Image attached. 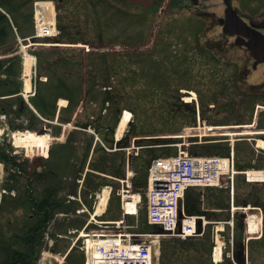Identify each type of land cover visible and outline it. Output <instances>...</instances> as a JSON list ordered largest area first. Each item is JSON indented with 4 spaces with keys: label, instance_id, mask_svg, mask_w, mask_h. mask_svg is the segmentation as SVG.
<instances>
[{
    "label": "rangeland",
    "instance_id": "374dc122",
    "mask_svg": "<svg viewBox=\"0 0 264 264\" xmlns=\"http://www.w3.org/2000/svg\"><path fill=\"white\" fill-rule=\"evenodd\" d=\"M15 1L20 3V9L15 11L16 16L13 14L16 21L13 22L18 24V28L19 25L23 24L26 33L30 34L33 32V21L27 19L26 16L33 9V0H29V2L27 0ZM200 1L199 6L190 4L189 7L183 8L178 5L166 6V0H160L154 7L147 10L142 6L123 3L120 0H96L97 6L92 9L87 8L89 11L86 13L84 10L83 13L84 25L88 28L86 35L89 39L71 40L70 38H63L59 43L61 46H30L28 40L22 39L23 37L19 39L14 33L12 29L14 23L8 24L6 22V25L1 24L5 27V33L0 36V66L3 60H7V62L4 61L2 67L10 69L9 76L11 77L8 79H11L14 87L18 86L20 88L23 95L25 51L35 55L37 58L36 70L33 72L32 80L36 76L39 78L36 84L38 91L43 88L50 101H53L58 93L60 95L61 93L67 94L68 89L66 87L79 86V89H81L80 97L85 98L83 100L85 103L81 102L77 109L81 121H93L90 118L91 115L98 117L104 107V104L100 101L107 92L104 86L115 87V89L122 92V97L111 113L108 111L110 115L114 116L108 121V124L115 125L116 129L123 110L131 111L132 118L126 125L124 133L127 140L135 134H148L154 128L157 129V134H188L191 130L190 127L196 126L189 121V111H185V114L179 116L176 120L174 119L175 121L170 119L168 123H165L167 112L164 111H166L169 102L177 103L179 99L183 100L186 97L193 99L195 97L190 101V104H195L196 107L199 105L200 110L203 108L206 110V124L225 127L210 130L209 133L212 134L210 137H228L232 143H237L236 160L239 163L246 165V169L264 170V148L257 146L259 139L264 140V96L261 100L252 97V89L249 87L250 84L264 83V63L254 67V60L247 55L245 48H242L241 51H235L225 43V37L216 19L224 16L226 7L224 0ZM232 4L238 8L241 15L246 19L261 17L264 14V0H233ZM4 7L12 13L8 7ZM50 42L58 43L56 39ZM199 42L201 44L205 43L208 47L216 46L217 51H219L217 59L212 60L205 56L206 51L201 50V45L198 47ZM79 44L83 46H79ZM9 50L13 52L8 53ZM9 57L12 58V61L8 60ZM238 64H241V72H239ZM45 75L49 77V82H43L45 80L40 79L42 77L44 79ZM7 77L8 73L2 72L0 68V79H7ZM81 82H84V88ZM237 82L238 86H236ZM88 85L94 86V91L89 94V97L86 93ZM260 91H263L264 94L263 89H260ZM247 93L251 95L248 96ZM91 95L95 97H93L94 100ZM36 96L34 98L33 96L28 97V101L24 95H19L18 98L20 97V101L24 97L25 104L29 105L31 103L33 105ZM17 101L18 99L12 100L15 103ZM56 101L58 102V99ZM5 103H7L5 100L0 99V107ZM117 109H120L119 114L114 113ZM8 111L6 117L0 111V133L4 130L3 134L0 135L1 146L6 147L8 145L11 146L12 150L18 151L20 161L23 163L22 167H27V170L33 171L38 167L43 172H47L50 168L56 174L55 179L52 177L53 174L50 178L46 174L41 181L33 179L29 183V178L26 179L28 175L21 169L23 174H20L21 180L18 183L21 195L27 192L25 189L29 186L32 191L31 194L40 201L45 197L46 190L53 187L59 191V197L62 200L66 199L80 185L76 177H82L86 167L91 169V166L96 168L95 166L98 165L101 167L99 169L103 171L100 172L104 173L103 176L87 171L89 174L82 187V194L88 201L86 205L88 211L92 212L93 199L91 194H94V189L98 191L102 188V185L100 186L102 180L105 183L112 184L116 192L115 185L119 182L108 176L113 175L114 167H112V162L107 159V157H113L115 152H112L113 155L107 156L103 150L96 146V150L94 148L90 150L88 160L85 158L86 145L94 137L91 132L75 129L68 140L66 137L67 141L65 143H60L58 139L62 137L64 125H59L58 120L56 123L52 122L53 124L47 127V132L54 138L51 141L52 145H50V149H53L51 157L46 158L41 154V148L34 147L30 150L25 147L14 146L15 140L12 136L16 131L36 132L42 128L43 122L35 120L32 123L33 112L27 106L24 107L22 114ZM168 117H171L170 114H168ZM196 124H198V118ZM99 125L104 127L102 123H99ZM233 126L244 127L233 128ZM58 127L61 128L58 129ZM168 127L174 128L173 131L162 132L165 130L164 128ZM73 129L74 127L65 126L66 133ZM92 129L94 130V128ZM244 131L247 133H243ZM198 133L206 132L201 131ZM100 134L102 137L106 136L103 129L100 130ZM62 140H65V137ZM75 142H79L76 149H74ZM180 142L182 140L176 141L173 145ZM57 143H60L59 147H56ZM66 143L70 146L65 147ZM97 145L100 147L101 143L98 142ZM70 147H72V151L71 149L67 150ZM174 148L171 147L169 150L174 151ZM74 150H77L76 154ZM60 158L64 160H60ZM92 158L95 161L93 160L91 165L88 166ZM98 160H102L100 164L97 163ZM6 172V167L3 165V174L0 172V176L4 175L3 178H0V192L2 193L6 184L5 179H7ZM250 183L247 184L243 174H238L235 180L234 193H231L235 198L234 205L236 207L239 201L246 197L254 200L258 194L264 204V181ZM115 192L113 190V193ZM228 194H230V189L227 188H209L206 191V195L210 199L213 195L227 199ZM6 195L11 196L12 194L8 192ZM71 201V205L77 204L76 200ZM204 202L205 209L215 212V216L222 215L219 212H228L226 208H222L223 205L217 206L210 201L206 202V200ZM7 204H4V210L0 211V234L3 237H10L9 241H13L3 240L1 244L12 243V246L21 251L24 247L23 244L17 241V236L20 237L24 233V221H27L28 224H33L34 221L27 220L29 213L27 211L21 214L16 210H7L5 207L10 205ZM120 205V198L115 195L102 219L112 220L116 218V215L121 213ZM262 208L264 213V207ZM88 211L81 214L77 213L78 216L74 213L65 218L61 216L62 218L55 222L53 229L59 230L67 236L58 245L60 251L79 234L78 231L71 232L70 230H73L76 221L80 223L90 218ZM145 213V201L141 200L138 214L129 217V223H137L138 227H141L144 223ZM241 213L242 210L235 209L234 224H236L238 217L240 218ZM20 215H23L24 221L21 220ZM100 218H98L99 223L93 222L91 228L104 231L115 229L113 224H101ZM220 218H225V215ZM100 224L101 226H99ZM208 225V231L211 234L216 224ZM228 234L229 226L226 224L221 232L225 241V253L230 250V243L226 241ZM12 236H16V239H13ZM81 241L82 239H79L76 242L79 245L74 254L76 259L81 254ZM172 245L170 243L165 244V250L169 255L166 257V263L164 264H169L173 259L182 264H199L196 257L198 253L192 251V257L187 260V257L175 254L171 248ZM261 248V246H257V250H255L256 258L258 262L264 263ZM156 250V256L159 258L160 247L158 245ZM53 259L51 258L50 262L44 264L54 263ZM212 263L207 261L206 264ZM40 264L43 263L40 262ZM62 264L70 263L64 260Z\"/></svg>",
    "mask_w": 264,
    "mask_h": 264
},
{
    "label": "trees",
    "instance_id": "16d2710c",
    "mask_svg": "<svg viewBox=\"0 0 264 264\" xmlns=\"http://www.w3.org/2000/svg\"><path fill=\"white\" fill-rule=\"evenodd\" d=\"M27 2H29V0H27ZM0 5L2 7L6 6L8 7L11 11H15L17 9H20V3H16L15 0H0ZM32 17V13L28 14V16H26L27 19H31ZM8 20V16L3 13L0 10V25L2 21H6ZM5 30V28L2 26L0 27V33L3 34V31ZM210 52L211 56H213V59H216L217 57V53L216 51H208ZM10 61H12V58L8 59ZM7 62V60H3L2 65L0 66L1 71L2 72H6L8 73V77L7 79H0V97L1 96H6V95H13V94H17L20 92V88L18 86H13V84L11 83V79L9 80L8 78L11 77L10 75V69L5 67H2L4 65L5 62ZM63 82V81H61ZM68 89V93H61L65 96H67L69 98L70 104L67 107V109L62 110L59 119L63 122H67L68 120L71 119L74 110L76 108V106L78 105V103L81 100L80 94H81V89H79V87H66ZM82 88V87H81ZM94 91V86H90L88 87V92L89 93H93ZM46 91H44V89L42 88L41 91H38L36 98L34 99V105L37 108V110L42 114L45 115L46 117H54L55 116V111H56V104H55V100L50 101L48 99V96L45 93ZM60 94V93H58ZM56 95L55 99L57 98ZM92 98L94 97L93 95H91ZM122 97V92L118 91L117 89H115V87L112 88V90L107 91L105 93V96L101 99V103L104 104L105 102L109 101L111 104V109H114V106H116V103L118 102V100ZM13 98V97H11ZM95 98V97H94ZM93 98V100H94ZM6 102L5 105L0 107L1 111H14L16 114H22L24 108H22V104L21 101H19V98L17 97L16 99H18L17 101V108H14L13 106L15 105V102H12L11 99L6 98ZM185 111L188 112L189 111V121L191 123H195L197 120V114H196V106L195 104H189V103H185L183 101H181L179 99V101L176 102H169L167 105V109L164 112H167V116H165L166 118V122L168 123L170 119H177L179 116L185 114ZM120 109H117L116 112L114 111V113L119 114ZM111 113V112H110ZM168 114H170L171 117H168ZM66 115V116H65ZM109 116V115H108ZM107 115L105 116V118L108 117ZM206 116V110L203 108L201 110V117L205 118ZM35 120H40V118L33 112L32 113V123L35 122ZM174 120V121H175ZM165 130H163L162 132L165 131H173L174 128L168 127V128H164ZM154 132H157V129L154 128L153 130ZM153 131H150L149 133H152ZM227 137H222V140H218V141H210L211 139H221V138H211L208 141L205 142H196V143H192L189 147V151L191 154L193 155H228L230 153L231 150V144L228 140H223L226 139ZM174 139L172 138H156V139H142V141H139L141 143L144 144H148V145H152V146H147L141 149L140 154L137 157H133L132 158V167L136 172V175L134 177V189L135 190H140V191H144L146 185H147V175H148V169L150 166V163L152 161L153 158L159 157V156H165V155H169V154H175L177 152V147L175 146H164V145H160V144H164V143H169L172 142ZM127 140H123L122 144H126ZM91 143L88 145V148H90ZM171 147H175L174 151H170L169 149H171ZM7 146L6 147H2L0 145V160L5 162L7 165L9 164H16V158L12 157L8 154L7 152ZM236 151H237V147H236ZM119 156L116 157L115 164L114 166L117 167V174L118 176H121L124 174V170L122 172H120L121 170L118 169V167H120L121 164L125 165V156L123 157V162H121L120 164V160H119ZM118 161V162H117ZM21 166V164H19ZM237 166L239 168H244L245 165L241 164L238 162ZM36 174V173H35ZM11 176L13 177L14 175L11 174ZM14 178V177H13ZM104 181H102L101 183H103ZM9 188H13L15 185L14 184H9L7 185ZM53 193V190L49 193L51 194ZM48 196V195H47ZM30 197V201L33 203V206H35L38 211L41 212V215H43V219L41 220V225L37 228L40 229L41 227H43V225L46 224V222H48L55 214L56 210L63 205L64 201L57 199H54L53 197H45L43 199H41L40 201L34 202V199L32 198L33 196L29 195ZM255 202L257 204H263V202L261 201V197L258 194L256 199L252 200L250 197L245 198L242 202L243 203H248V202ZM32 207V205H31ZM62 208V207H61ZM67 208V207H66ZM185 208L186 211L188 213H204L205 211L202 210V191L200 189H192L190 191H188L186 198H185ZM207 216L211 217V215L209 213H206ZM38 224V223H37ZM146 229L148 230H158V228L156 226H150V225H146ZM32 231V230H30ZM40 236H38V234H33L31 235L30 232L27 236V243L30 245V247L28 246L29 250H31L33 253H35V255L38 252V246H39V240ZM243 239V234L241 232V223L238 220L237 223V232L235 235V250L236 252L239 250L240 245H241V241ZM264 240V237H263ZM178 252H180L181 254L183 253V250H181L180 248L177 250ZM12 255H11V259H15L16 253L14 252V250L11 251ZM166 257H167V253L165 252V247L162 245V264L166 263ZM68 260L71 263H74V259H73V253H70L68 255ZM188 260V259H187ZM202 261V259H200ZM207 260H203L201 264H206ZM3 264H8L7 261H4ZM171 264V262L169 263ZM222 264H234V262L232 260H230L229 258L225 259V262Z\"/></svg>",
    "mask_w": 264,
    "mask_h": 264
},
{
    "label": "built area",
    "instance_id": "2783aa9c",
    "mask_svg": "<svg viewBox=\"0 0 264 264\" xmlns=\"http://www.w3.org/2000/svg\"><path fill=\"white\" fill-rule=\"evenodd\" d=\"M53 32V25L38 17V34ZM233 167L232 159L192 158L181 155L173 159L158 160L153 170L149 190V221L162 224L175 235L195 233L192 221H187L182 233L176 232L177 205L182 192L189 185L217 183L220 176ZM96 240L93 234L86 240L87 264H152L149 241L138 245L124 244L122 235Z\"/></svg>",
    "mask_w": 264,
    "mask_h": 264
},
{
    "label": "flooded vegetation",
    "instance_id": "af4514ba",
    "mask_svg": "<svg viewBox=\"0 0 264 264\" xmlns=\"http://www.w3.org/2000/svg\"><path fill=\"white\" fill-rule=\"evenodd\" d=\"M160 0H155V3H159ZM178 3L179 7H183V8H187L190 6V4L194 5V6H199V4L201 3L200 0H176ZM225 1V0H224ZM233 0H227V2L234 8H237L236 6H234L232 4ZM55 3V9H56V18H57V22H58V27L60 29V34L58 39L62 40L63 38H70L71 40L73 39H81V40H87L89 39V37H87V26L84 25L85 21L83 18V13L84 10L87 13L89 9H92L93 7L97 6L96 0H54ZM172 5V0H166V6H170ZM225 5H226V1H225ZM226 9V7H225ZM87 18V15L85 16ZM226 16H221V17H217V23L219 25V27H221L222 29V34L225 37V43L228 44L230 49H234L235 51H241L242 48H245V50L247 51L248 49L246 47H244V40L241 36L239 35H229L226 34L223 31V24H222V20H225ZM249 22L251 21L254 25V27L263 32L264 33V15H262L261 17H251L249 20ZM87 24V23H86ZM222 36V35H221ZM199 40V39H198ZM202 45L203 49L209 50V51H217L218 48L215 47H208L205 43L201 44L199 42L198 47ZM241 56V55H240ZM241 60V59H240ZM255 64V62H254ZM238 68H240L241 72V64H238ZM257 65H255L254 67H256ZM243 71V68H242ZM243 74V73H241ZM238 83V82H237ZM252 90V94L253 92L257 93V91H260V89L264 90V83H258V84H250ZM263 92V91H262ZM252 97H254L252 95ZM39 172H41L40 169H38ZM22 171L17 170V174L21 173ZM16 196L20 195V191L19 188L16 187ZM31 216L33 217L34 214H31ZM36 219H38V217H36Z\"/></svg>",
    "mask_w": 264,
    "mask_h": 264
},
{
    "label": "bare ground",
    "instance_id": "6f19581e",
    "mask_svg": "<svg viewBox=\"0 0 264 264\" xmlns=\"http://www.w3.org/2000/svg\"><path fill=\"white\" fill-rule=\"evenodd\" d=\"M36 64V57L35 55H33L32 53L25 51V55H24V61H23V65H24V91L25 94L31 93L34 91L33 89V85H32V74H33V69L34 66ZM187 101L191 100V97H186ZM64 102V101H63ZM129 111L126 112V114L122 117L121 119V123L120 126L117 129V135L120 136L121 132L124 130V128H126L127 125V121L129 118ZM131 119V118H130ZM252 126V125H250ZM68 127V125H67ZM69 127H71L69 125ZM214 126H208L207 129H212ZM215 128V127H214ZM243 133H247L246 131H244ZM15 144L18 147H25L28 149H32L34 147L37 148H41L42 150V155L43 156H48L49 155V149H50V142L54 139L53 137L50 136V134L48 133H44L41 130H38V132H32V131H19V132H15ZM257 146L264 148V140L259 139L257 142ZM258 172H255L257 175H261V176H257V178H254V181H264V171H259L256 170ZM106 196H107V192H105L102 195V201L99 204V207L97 209V213H100L102 211H104L105 206H106ZM134 198L133 202L130 204V206H134L135 203L139 201L140 195L139 194H134L132 196ZM134 211V210H132ZM259 215V214H258ZM255 220H256V215L253 214L249 217V222L251 224L250 229L253 230L255 228Z\"/></svg>",
    "mask_w": 264,
    "mask_h": 264
},
{
    "label": "water",
    "instance_id": "95a60500",
    "mask_svg": "<svg viewBox=\"0 0 264 264\" xmlns=\"http://www.w3.org/2000/svg\"><path fill=\"white\" fill-rule=\"evenodd\" d=\"M127 3L135 5H143L144 8H148L153 5L154 0H122ZM226 23L224 30L231 34L238 33L247 37L246 45L250 50V54L256 58V63L264 61V34L251 28L248 24L237 14V12L228 8L226 10ZM44 131V130H43ZM164 137L161 135H152L147 138ZM133 240H137V237H133ZM241 264H246L244 256L241 257Z\"/></svg>",
    "mask_w": 264,
    "mask_h": 264
}]
</instances>
